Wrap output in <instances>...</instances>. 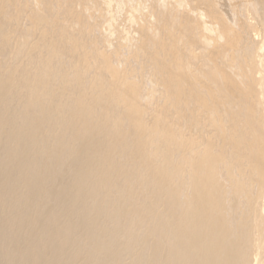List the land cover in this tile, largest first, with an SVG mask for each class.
<instances>
[{
	"label": "bare ground",
	"instance_id": "6f19581e",
	"mask_svg": "<svg viewBox=\"0 0 264 264\" xmlns=\"http://www.w3.org/2000/svg\"><path fill=\"white\" fill-rule=\"evenodd\" d=\"M0 264H264V0H0Z\"/></svg>",
	"mask_w": 264,
	"mask_h": 264
}]
</instances>
